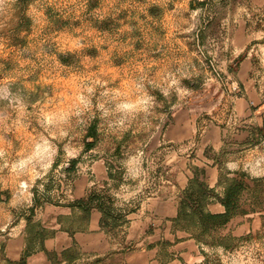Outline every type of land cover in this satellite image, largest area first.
<instances>
[{
  "label": "rangeland",
  "instance_id": "obj_1",
  "mask_svg": "<svg viewBox=\"0 0 264 264\" xmlns=\"http://www.w3.org/2000/svg\"><path fill=\"white\" fill-rule=\"evenodd\" d=\"M263 123L264 0H0V264L35 209L94 189L137 208L133 231L66 264H264ZM208 163L248 175L229 251L172 223Z\"/></svg>",
  "mask_w": 264,
  "mask_h": 264
},
{
  "label": "trees",
  "instance_id": "obj_2",
  "mask_svg": "<svg viewBox=\"0 0 264 264\" xmlns=\"http://www.w3.org/2000/svg\"><path fill=\"white\" fill-rule=\"evenodd\" d=\"M255 133L264 138V123L261 127L255 129ZM93 147L94 143L87 144V150H91ZM76 164L77 161H72L67 170L73 169ZM191 173L192 177L189 179L187 187L180 191L178 212L172 223L176 227L178 226L180 229L188 232L201 247L222 248L225 251L232 250L233 244L243 239V237L237 239L231 235L220 236L218 233L235 216L247 214L248 211L242 206L241 199L245 192L250 190L247 182L248 175L245 173H234L232 177H229V174H227L223 178H220L218 187L223 188V194L220 196L216 188H211L207 184L205 179L206 171L204 169L195 166L191 168ZM108 178L114 181L115 175L109 171ZM215 202L222 205L224 208L223 213L214 214L209 210V205ZM67 206L72 210L73 216H75L73 219L80 213L78 216L80 222L76 223L73 220L68 226L64 225L62 219L59 218L62 231L67 232L72 238L77 232L88 231L93 210H97L101 214L100 228L107 237L112 238V236L118 237L121 234H125V230L129 228L131 222L129 216L135 213L137 209L136 207L133 209L120 208L117 205L116 197L110 193V190L103 191L97 189L92 190L86 198L77 200ZM31 218L29 217L27 220L29 224H31ZM50 235V233L48 234L46 230L42 229L31 238L32 244H27L26 250L19 261L13 262L3 257L4 263L27 264V258L33 250L31 245L36 241L40 244L41 250L45 252L49 261L52 264H56L59 255L48 252L44 248V241ZM76 250H79V247L74 241L71 248L61 253L62 259L67 262L74 260V256L71 254H74ZM3 252L4 250H2Z\"/></svg>",
  "mask_w": 264,
  "mask_h": 264
},
{
  "label": "crops",
  "instance_id": "obj_3",
  "mask_svg": "<svg viewBox=\"0 0 264 264\" xmlns=\"http://www.w3.org/2000/svg\"><path fill=\"white\" fill-rule=\"evenodd\" d=\"M190 139V136H189ZM221 148V144L214 145V149L218 150ZM207 177L206 182L211 188L218 187V171L217 167L212 164L206 165ZM192 177L191 171H187L185 174H182V177L177 179V184L179 189L184 190L189 179ZM155 199H153L154 201ZM211 209H216L215 213H223L224 209L220 204H213L210 206ZM35 213L32 216V223H36L39 226L38 230H46L51 235L44 241V248L46 251L51 253H57L59 256V262L61 264H66L67 261L63 260L61 253L72 247L73 242L75 241L79 247L81 253H90L96 254L98 257L107 255L111 251V243L109 237L101 231L100 228V219L101 214L97 210H93L91 218L88 225L87 232H77L74 237H70L69 234L65 231H62L61 224L59 223V218L72 220L73 216L72 210L68 206H54L46 205L39 209L34 210ZM212 211V210H211ZM177 213V210H174ZM78 216L80 213L77 214ZM132 215V214H131ZM129 233L133 231L134 222L130 218ZM26 224L22 226V230L17 234L16 237L9 240L5 246V257L13 262L19 261L27 247V233ZM31 230V229H30ZM30 232V231H29ZM128 259V258H127ZM76 261V260H75ZM74 261V262H75ZM130 262V260H129ZM27 264H52L44 251L41 250L40 244L34 242L33 250L31 255L27 258Z\"/></svg>",
  "mask_w": 264,
  "mask_h": 264
}]
</instances>
